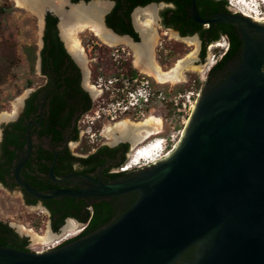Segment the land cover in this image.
I'll list each match as a JSON object with an SVG mask.
<instances>
[{"label": "water", "instance_id": "95a60500", "mask_svg": "<svg viewBox=\"0 0 264 264\" xmlns=\"http://www.w3.org/2000/svg\"><path fill=\"white\" fill-rule=\"evenodd\" d=\"M68 4L65 11L85 6ZM190 10L201 25L240 29L242 63L200 92L176 148L127 180H92L89 188L40 193L19 179L18 168V184L40 200L132 192L137 198L109 226L54 250L0 247V264H264V22L241 13L201 18L196 0ZM46 13L58 18L59 29V16L46 10L43 22ZM248 30L261 37L253 40ZM191 247L193 258L180 261Z\"/></svg>", "mask_w": 264, "mask_h": 264}, {"label": "flooded vegetation", "instance_id": "af4514ba", "mask_svg": "<svg viewBox=\"0 0 264 264\" xmlns=\"http://www.w3.org/2000/svg\"><path fill=\"white\" fill-rule=\"evenodd\" d=\"M69 1L75 5L80 2H84L85 6L96 2H102L107 5L108 9L101 15L104 25L114 34L121 36L119 39L122 42L120 41L119 44H126L133 49L134 59H131V62L133 60V64L138 70L133 67L139 74L141 72V74L152 77L144 72L143 66L135 64V49L133 48L145 42V31L138 22L137 14L141 13L142 15L146 9L155 11L153 13L156 16V19L154 18L156 23H154L153 33H151L156 35L157 41L152 48L149 47L148 52L154 55V59L158 63L162 57L166 59V55L169 53L167 50L168 44L174 39L183 43H188V40L198 42L197 58L200 63L205 64L207 47L206 55L202 57L203 42L221 31L226 32L224 35H221L218 41L224 38L228 44V48L225 50L221 47L213 50L215 57L212 58V63L202 80L200 92L210 90L212 87L222 83L242 63L245 41L238 27L221 24H211V26H206V24L201 25L193 20L190 8L186 9L182 17L177 18L175 11L178 6V0H154L145 6L135 7L128 15L129 25H119V27H116L118 31H115L112 27H107L106 17L117 5L122 10H127L128 7L121 4L122 0ZM197 11L201 18L210 17L209 14L203 15L204 10L202 6L197 7ZM230 12V14L238 13L231 10ZM47 14H51L57 18L52 13ZM142 20L145 21V19ZM208 27L211 30L204 35L202 28ZM123 30L131 31L135 34V37L131 36L128 32L119 33L120 31L124 32ZM57 32L71 60L79 68L80 80L77 83H73L72 87H69V83L66 81H71V79L66 67L60 70V74L42 72L40 62V53L43 48L42 35V47L38 56L39 76L42 80L39 83H35V85L31 82L26 83L24 94L14 100L11 109L8 111L11 116L0 123V188L8 193L17 194L25 206L31 208L38 215L42 214L47 221L48 229L52 235H61L72 224L75 225V228L81 224L86 225L82 235L76 239L80 240L101 231L127 211L130 208H128L130 196L128 199H126L128 194L107 198L60 196L48 200H40L27 193L18 184L15 177L16 170L19 168L18 177L21 181L40 193H53L57 190L85 189L94 185L92 180L102 183L127 180L135 176L136 172H129L125 175L126 178L124 177V179H122L123 176L115 179L109 176V174L111 170H116L114 169L115 166L121 163V161H127L136 146V142L131 138L115 139L111 142H106L103 141V136L100 138L95 137L92 141L87 140L89 149L87 151L84 150L83 143L86 136H84L85 133L80 124L83 114L79 113L83 105L81 92L86 93L89 99L92 100V95L96 97L99 91L91 89L93 85L89 83L90 75H88L90 74V70L86 68L83 59L80 58L82 61L79 60L68 48L62 34L61 24L60 30L58 29V18ZM84 32H87L90 37H97L101 40L90 29ZM248 32L253 40L261 37V35L252 30H248ZM124 37H127L130 41ZM158 43L160 48H158ZM188 45L190 44L188 43ZM83 48L85 47L83 46ZM121 55L130 57V54L120 53V58L122 57ZM72 56L77 59L79 65ZM217 63L218 66L210 72V69L214 65H217ZM81 67L85 71V79H83ZM152 78L158 81L156 78ZM73 80L75 79L73 78ZM64 97H68V105L65 104ZM16 103L19 104L17 110L15 109ZM106 139L108 140V138ZM21 164L22 166L19 167ZM50 173H52L53 178ZM96 208H108L107 215L105 214L106 217L102 215L97 220H94ZM84 216H86V220L80 221L79 219ZM3 224L8 225L13 230L7 222H3ZM14 233L20 238H25L26 247L30 249V241L27 239V236H21L15 231ZM193 253L194 250L191 253V258H193Z\"/></svg>", "mask_w": 264, "mask_h": 264}, {"label": "rangeland", "instance_id": "374dc122", "mask_svg": "<svg viewBox=\"0 0 264 264\" xmlns=\"http://www.w3.org/2000/svg\"><path fill=\"white\" fill-rule=\"evenodd\" d=\"M251 1L253 2V5H257L258 0ZM0 5H7L11 7V12L5 15L0 21V54L5 52H12L16 60L15 63L10 67L5 77H3L4 79L0 84V114H2L8 112L11 109L12 103H14V100L18 96L24 94V89L26 87L27 82H31L35 85V83H39L42 80L39 76L38 56L39 51L42 47L44 22L42 21L39 15L19 7L17 5V0H0ZM230 10L232 12L242 13L235 5L234 0L233 6L230 7ZM257 16L264 18V5L260 4V12L259 14L257 13ZM79 38L80 42L83 40V42H81V44L83 45V43H87V40L89 39V34L87 32H83L79 35ZM95 40H97L99 44L106 45L97 37L95 38ZM188 43H183L178 40L172 39V41H170V44H168L169 46L167 47V50H169V48H176L175 50H179L180 48L183 53H175L172 56H166V59L162 57V59L159 60L161 64H157L164 71H171L173 68L176 67L178 61L187 59L191 53L197 50V45H191L189 43L191 45L190 46L188 45ZM93 44H89L85 47V53L87 56L86 68L88 70H90V65L94 61L89 56V52ZM106 46L111 47L112 49L124 47L125 52L130 53V57L134 59L133 49L126 44H119L117 46ZM158 48H160L159 43ZM212 53H214L213 50L212 52L207 51L205 64L200 63L198 61L197 54H195L196 59H194L193 65L194 67H196V70L191 68L190 70L185 71L183 75L184 79L182 78V82L162 83L156 81L151 77L153 83L155 84V86H158L157 88L163 89L164 92L168 93L173 88L187 85L189 83V80L193 79L194 77L198 78L201 82L207 73L208 67L212 63ZM28 54H34L33 56L35 59L32 66L30 64ZM190 89H196L194 84H191ZM172 98L173 95L167 96V100H170ZM92 100H95V97L93 95ZM152 115H154L155 117H162L163 130L165 134L172 132L173 129L176 131L183 124L181 123V120L183 119H181L180 117L176 115H165V110L163 106H159L158 104L155 105V110ZM118 122L120 121L117 120L115 123L106 124L108 130L104 131L102 135H99L100 130L98 129V131H96V137L100 138L103 136V141L106 142H111L115 139H118L121 135L120 131H118L115 135L109 132L110 128L114 127L115 124ZM106 138H108V140ZM87 140L88 139L85 138L86 142ZM0 220L3 222H7V224H9L13 228V230L19 235L27 236V239L30 241V248H40V244L43 243L35 241L34 238L30 234H28V232L24 231V229H30L40 235H46L49 230L47 221L42 214L38 215L31 208L25 206L17 194L8 193L1 188ZM72 229H75V227L71 229L69 228L68 230Z\"/></svg>", "mask_w": 264, "mask_h": 264}, {"label": "trees", "instance_id": "16d2710c", "mask_svg": "<svg viewBox=\"0 0 264 264\" xmlns=\"http://www.w3.org/2000/svg\"><path fill=\"white\" fill-rule=\"evenodd\" d=\"M72 2H77V0H71ZM154 0H122V5H126L128 8L126 11L122 10V8H119L115 6L113 10L107 15L106 17V25L107 27H112L116 30V27L129 25V13L138 6H145L148 3ZM177 9L175 11L176 17L180 18L185 14L186 9L190 8V0H178L177 1ZM196 6H202L204 13L203 15L209 14L210 16L216 15V14H230V7L227 3V0H196ZM11 12V7L7 5H0V21L1 19ZM239 14V13H236ZM110 21V23H109ZM128 23V24H127ZM224 26H230L228 24H221ZM211 26V25H210ZM204 35H206L211 28H202ZM120 31L119 33H126L128 32L131 36L135 37V34H133L131 31ZM226 32L221 31L214 35L211 38H208L203 42L202 47V57H205L206 55V47L209 44L215 43L219 40L221 35H224ZM94 43V44H93ZM89 44H93L91 46L89 56L92 60H94L90 65V82L95 83L99 78H103V85L107 84L108 81L116 79L117 81L113 83L111 87V91H105L103 87V103L107 102L111 93H115V97H118L119 93L116 92L117 89L123 88L125 85H131L132 81L139 75L138 69L136 70L133 64V60L131 62V57H124V55H121L122 57L117 58L114 60L112 53L115 49H112L106 45L99 44L97 40H95L94 37H90L87 40V43H83L84 47H86ZM120 48H118L119 50ZM176 48H169V53L166 56H172L173 54H180L183 53V51L175 50ZM34 54H28V58L30 61L31 66L34 63ZM41 56V69L43 73H56L60 74V70L63 67H66L68 69V74L71 79V81H66L69 83V87H72L73 83H77L80 80V71L79 68L74 64V62L71 60L70 56L68 55L67 51L65 50L63 43L60 41L58 37L57 32V18L52 16L51 14H47L45 16V27L43 31V48L40 53ZM15 56L12 52H5L0 54V84L3 81V77L8 73L10 67L15 63ZM161 64V62L159 61ZM133 64V65H132ZM134 66V67H133ZM217 65H214L210 72L213 71ZM73 78L75 80H73ZM191 84H194L196 89H200V86L202 84V81L196 77L189 80V83L184 86H178L176 88H173L170 90V92L167 94V96L177 95L179 93H184L186 91L190 90ZM83 96V105L81 106L79 113L85 114L93 109L95 106L94 101L89 99L88 95L84 92H81ZM65 96V95H64ZM65 104H69L68 97H64ZM166 114L167 115H173L175 112V107L171 103H166ZM99 126H95L94 130H98ZM84 150L87 151L89 149V145L86 141L83 143ZM126 161H121V163L117 164L114 169H117L122 164H124ZM141 168L133 169L127 172H119V173H111L110 171L109 176L117 179L123 176L122 179H124L125 175H127L129 172H136V175L141 172ZM126 178V177H125ZM130 196V204H128V208L134 203V201L137 198V193L132 192L127 195V198ZM125 201V199H124ZM108 212V208H96L94 212V220H97V218L101 217L102 215L106 217V213ZM106 214V215H105ZM80 221H85L86 216L79 219ZM82 233H80L78 236L68 240L67 242L63 243L61 246L72 243L74 241H77ZM0 247L3 248H11L19 251H25V252H32L29 248L26 247V239L18 237L14 231L8 227V225L3 224V222L0 221ZM194 248H189L180 258V261H186L191 260V253L193 252Z\"/></svg>", "mask_w": 264, "mask_h": 264}, {"label": "bare ground", "instance_id": "6f19581e", "mask_svg": "<svg viewBox=\"0 0 264 264\" xmlns=\"http://www.w3.org/2000/svg\"><path fill=\"white\" fill-rule=\"evenodd\" d=\"M237 8L243 13V16L251 18L254 21L264 22V18L257 16V12L255 11V5L251 0H234ZM17 5L23 9L31 11L37 15H39L43 21V15L46 10H50L54 12L60 18V24L62 28V34L64 40L67 43L70 51L78 57L83 59L85 64H87V56L85 53V48H83L79 35L90 29L92 32L96 34L104 43L114 46L120 43L119 37L117 38L113 34H111L108 30H106L101 24V15L108 9L107 5L102 2H96L89 6H69L70 10L65 11L68 8V0H17ZM233 5V0H232ZM154 10L146 9L141 13L137 14L138 22L142 26L145 31V42L138 46L133 47L135 49V64L137 66H143L144 72L148 75L156 78L158 81L162 83L166 82H182L183 75L185 71L192 69L196 70L193 62L196 59L195 54L198 52L195 50L187 59H183L178 61L175 68L171 71H164L154 59V55L150 54L149 47H153L156 44V35L152 34L154 23H156L154 16ZM145 19L143 21L142 19ZM155 18V19H154ZM59 24V30H60ZM152 32V33H151ZM122 42V41H121ZM191 45H197L198 42L194 40H188ZM220 46V45H217ZM75 58V57H74ZM76 59V58H75ZM146 61H145V60ZM77 61V59H76ZM82 61V60H81ZM196 61V60H195ZM78 62V61H77ZM85 72V71H84ZM183 78V79H182ZM85 79V76H84ZM92 90L97 91L96 87L91 86ZM98 93V92H97ZM18 103H16L15 109H18ZM11 116L10 113H2L0 114V123L2 121L7 120ZM163 126L162 121L151 115L145 117L141 122H132L129 120H122L118 122L114 127H111L109 132L114 135L120 131L121 135L118 139H126L131 138L140 144L142 141L158 134L160 132V128ZM108 130V127L107 129ZM1 132V131H0ZM1 136V135H0ZM136 144V145H137ZM136 147V146H135ZM157 149V150H156ZM156 152H159L158 146L156 147H148L142 152L140 155L134 156V162L131 167L135 164H138V160H156L154 155ZM75 225H69V228H74ZM25 232H28L35 241L39 243H48L53 240L55 235L48 230L46 235H40L36 232H33L30 229H24Z\"/></svg>", "mask_w": 264, "mask_h": 264}, {"label": "built area", "instance_id": "2783aa9c", "mask_svg": "<svg viewBox=\"0 0 264 264\" xmlns=\"http://www.w3.org/2000/svg\"><path fill=\"white\" fill-rule=\"evenodd\" d=\"M207 26V25H206ZM220 45V46H217ZM223 47L225 50L228 48V44L224 38H221L220 41L216 43L209 44L207 46V51L212 52L214 49ZM120 53L129 55L130 53L125 52L124 47L116 48L112 56L114 60L119 58ZM215 55L212 53V58ZM116 79L110 80L107 84L103 85V78H99L95 83L89 82L91 85L96 87L99 91V94L95 97L94 103L95 106L92 110L85 113L81 117L80 124L82 130L86 135V138L90 141L96 137V131L94 130L95 126H99L100 133L102 135L107 129L106 124L115 123L117 120H131V121H141L145 117L152 115L155 110V105L163 106L166 114V103H171L175 107V112L171 116H178L181 119L182 126L176 131L173 129L172 132L165 134L163 126L160 128V132L151 136L150 138L142 141L140 144H137L136 147L132 150L127 161L118 167L116 170H113L112 173L127 172L137 168H144L151 164H154L161 160L162 158L168 156L179 144L187 120L194 108L197 97L200 94V89H190L184 93H179L173 95V98L167 100V94L163 89L157 88L153 83L151 77L145 74H139L133 81L131 85H125L123 88L117 89L116 92L119 93L118 97H115V93H111L107 102L103 103V87L105 91H111V87ZM154 116V115H153ZM161 121L162 117H157ZM163 124V122H162ZM158 146L159 152H156L154 158L156 160H138V164H135L133 167L134 156L140 155L148 147ZM157 150V149H156ZM86 225H79L77 228L65 231L61 235L55 236L53 240L47 244H40V248L32 247L30 250L34 253H42L58 248L63 243L68 240L78 236L83 232Z\"/></svg>", "mask_w": 264, "mask_h": 264}, {"label": "clouds", "instance_id": "9594fccd", "mask_svg": "<svg viewBox=\"0 0 264 264\" xmlns=\"http://www.w3.org/2000/svg\"><path fill=\"white\" fill-rule=\"evenodd\" d=\"M227 3H228V5H229V7L233 6V5H232V2H228V0H227Z\"/></svg>", "mask_w": 264, "mask_h": 264}]
</instances>
